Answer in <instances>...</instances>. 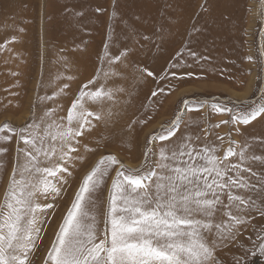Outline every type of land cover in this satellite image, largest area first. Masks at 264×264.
Listing matches in <instances>:
<instances>
[{
    "label": "rangeland",
    "instance_id": "1",
    "mask_svg": "<svg viewBox=\"0 0 264 264\" xmlns=\"http://www.w3.org/2000/svg\"><path fill=\"white\" fill-rule=\"evenodd\" d=\"M215 2L214 25L204 29L199 23V0H120L115 19H110L112 0H0V44L10 41L0 50V124L9 123L16 129L32 126L43 136L44 129L55 122L62 126L57 130L62 131L68 125V109L84 85H88L85 91L103 87L111 92V99L93 102L85 97L81 101L84 109L93 113L88 120L94 127H86L71 142L76 149L70 153L73 159L60 161L59 151L53 158L72 175L58 173L68 182L55 201L51 197L38 198L40 203H54L55 207L46 213L49 219L44 221L35 264H44L83 176L101 156L115 155L126 167L138 168L148 151L144 166L156 170L160 149L177 143L180 137L199 136L197 144L214 143L216 154L222 155L230 141L239 145L253 136H264V115L247 125L217 128L214 125L230 117L211 108L215 103L233 108L234 112H251L264 106V56L260 55L264 49V0ZM97 6H103L105 11L96 13ZM13 36L17 37L15 41L11 40ZM145 36L149 39L145 40ZM105 40L110 42L111 56L127 48V58L111 67L102 61ZM190 52H195L196 57ZM249 55L252 61L245 59ZM143 68L154 75H141L138 70ZM97 69L102 71L98 73ZM105 72L109 73L107 77ZM189 72L193 75H185ZM93 77L96 80L88 84ZM157 89L164 91L152 97V91ZM96 115L103 119L97 120ZM141 119L146 123H134ZM173 121L175 137L147 142L152 133L158 135ZM108 128L121 134L116 138L114 133L108 134ZM217 136H223V142ZM47 142L49 147L55 143L60 148L59 141L49 137ZM130 143L135 144L132 151ZM0 146L8 149L6 154H0L2 200L13 166L23 163L21 150L25 145L13 136L9 142L0 141ZM256 154L264 153L257 150ZM118 167L109 170L104 184L93 195L101 231L105 228L103 212L108 189ZM52 179L55 183L57 178ZM224 201L227 203L226 196ZM234 214L245 221L238 226L235 242L220 238L216 229L206 233L210 247L216 242L214 256L219 264H264V252L260 251L264 239L259 238L264 236V216L255 211ZM227 220L226 216H218L215 222Z\"/></svg>",
    "mask_w": 264,
    "mask_h": 264
},
{
    "label": "snow or ice",
    "instance_id": "2",
    "mask_svg": "<svg viewBox=\"0 0 264 264\" xmlns=\"http://www.w3.org/2000/svg\"><path fill=\"white\" fill-rule=\"evenodd\" d=\"M119 3L120 0H112L110 19H115L119 13ZM104 11L103 6L95 9L99 14ZM120 15L123 19V14ZM19 31L23 33L24 29ZM16 39V36L11 38L12 41ZM8 43L10 41L5 40L0 44V50ZM109 47L110 42L105 40L100 59L106 60L110 67L127 58V48L119 55L111 56ZM189 55L196 57L197 54L190 52ZM260 55L264 56V49ZM199 59L207 60L208 57ZM245 59L252 61L253 57L249 55ZM172 66L177 67L176 64ZM101 71L97 69L98 73ZM138 71L141 75H154L147 68ZM104 75L107 77L109 73ZM171 75L175 77L176 73ZM95 80L93 77L88 84ZM87 87H82L69 107L68 125L63 126L62 131L57 130L62 126L55 122L44 129L43 136L32 126L16 129L9 123L0 124V133H8L0 135V141L6 143L15 136L25 145L21 150L23 163L13 166L0 200V264H35L44 221L49 219L46 213L55 207L54 203H40L38 198L51 197L55 201L68 182L58 173L72 175L64 164L54 162L53 158L59 151L60 161L73 159L70 153L76 149L71 142L81 136L86 127H94L88 120L93 113L84 109L81 101L85 97L93 102L111 99V92L103 87L85 91ZM163 91L153 90L151 96ZM211 108L230 117L214 125L217 128L228 124L234 127L247 125L258 115H264V106L251 112H234L233 108L215 103ZM95 118L103 119L100 115ZM134 123L144 124L146 120ZM175 123L173 121L167 129H161L158 135L152 133L147 142L168 141L175 137ZM73 124L78 127H72ZM128 127L131 129L132 124ZM49 137L53 142H60L59 149L55 143L49 147ZM223 139V136H217V140L223 142ZM199 140V136L180 137L177 143L161 148L156 170L144 166L148 162V151H145V160L138 168L126 167L115 155L101 156L83 176L44 264H219L213 252L216 242L213 241L210 247L206 233L211 234L216 229L220 238L235 242L238 226L245 221L234 213L255 211L264 216V154H256L257 150L264 153V136H253L239 145L230 141L222 155L216 154L218 149L214 143L199 145L196 143ZM65 146L67 151H64ZM85 148L92 151L87 145ZM7 151L6 147L0 146V154ZM230 158L236 162H231ZM115 165L119 167L108 189L103 212L105 228L101 231L97 226V205L93 195ZM52 178H57L55 183ZM218 216H226L228 220L217 223ZM259 238L264 239V236ZM260 251L264 252V243L260 244Z\"/></svg>",
    "mask_w": 264,
    "mask_h": 264
},
{
    "label": "bare ground",
    "instance_id": "3",
    "mask_svg": "<svg viewBox=\"0 0 264 264\" xmlns=\"http://www.w3.org/2000/svg\"><path fill=\"white\" fill-rule=\"evenodd\" d=\"M216 2H215V0H199V10H198V14H199V16H200V18H199V23H200V26H201V28H204V29H206L205 27H209V24L210 25H214V20H215V18L217 17V14H216V12L214 11V4H215ZM16 4V3H15ZM201 5H203L204 7L203 8H201ZM180 30V29H179ZM182 30V29H181ZM204 37V36H203ZM12 48V47H11ZM112 79V78H111ZM124 81V80H123ZM125 82V81H124ZM110 83V82H109ZM116 83V82H115ZM125 84V83H124ZM112 85H114V82H113V84ZM117 86V85H116ZM114 88V87H113ZM116 90V89H115ZM117 92H119V91H117ZM111 105V104H110ZM112 121V120H111ZM109 126H110V124H109ZM111 129V128H110ZM109 128H108V134L110 133V134H112V133H114L115 134V136H116V138H118L117 136L119 135V134H121L120 133V131L119 130H115V132H111L112 130H110ZM123 133V132H122ZM123 139V136H122V138L120 139V140H122ZM129 146L130 147H128L129 148V150H131L132 151V149L135 147V144L134 143H130L129 144ZM130 152V151H129ZM106 178L107 177H105L104 178V181L106 180ZM104 184V183H103ZM56 217V216H55ZM56 219V218H55ZM263 253V252H262ZM263 259V258H262Z\"/></svg>",
    "mask_w": 264,
    "mask_h": 264
}]
</instances>
